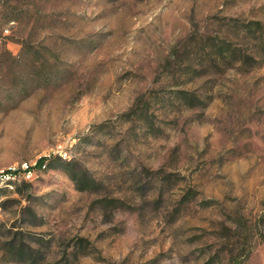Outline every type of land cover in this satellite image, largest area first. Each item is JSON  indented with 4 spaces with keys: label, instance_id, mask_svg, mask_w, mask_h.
Returning <instances> with one entry per match:
<instances>
[{
    "label": "rangeland",
    "instance_id": "rangeland-1",
    "mask_svg": "<svg viewBox=\"0 0 264 264\" xmlns=\"http://www.w3.org/2000/svg\"><path fill=\"white\" fill-rule=\"evenodd\" d=\"M256 21L264 0H0V264H264Z\"/></svg>",
    "mask_w": 264,
    "mask_h": 264
},
{
    "label": "built area",
    "instance_id": "built-area-1",
    "mask_svg": "<svg viewBox=\"0 0 264 264\" xmlns=\"http://www.w3.org/2000/svg\"><path fill=\"white\" fill-rule=\"evenodd\" d=\"M31 166H29L27 169L24 170V172L27 171V174L30 173L31 170L30 169ZM19 174H21V169L13 167V168H9V169H1L0 170V185H6V186H11L14 183L15 178L19 176Z\"/></svg>",
    "mask_w": 264,
    "mask_h": 264
},
{
    "label": "trees",
    "instance_id": "trees-1",
    "mask_svg": "<svg viewBox=\"0 0 264 264\" xmlns=\"http://www.w3.org/2000/svg\"><path fill=\"white\" fill-rule=\"evenodd\" d=\"M253 26H255L259 30L260 34H262L264 32V25L261 22H257V21L256 22H250V25L248 24L247 27L252 28ZM49 158L50 157L46 156V155L45 156H41L37 160L36 164L31 166L30 169H39V168H41Z\"/></svg>",
    "mask_w": 264,
    "mask_h": 264
}]
</instances>
